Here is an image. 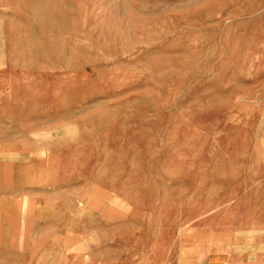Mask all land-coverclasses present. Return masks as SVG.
Instances as JSON below:
<instances>
[{"label": "rangeland", "instance_id": "374dc122", "mask_svg": "<svg viewBox=\"0 0 264 264\" xmlns=\"http://www.w3.org/2000/svg\"><path fill=\"white\" fill-rule=\"evenodd\" d=\"M0 264H264V0H0Z\"/></svg>", "mask_w": 264, "mask_h": 264}, {"label": "bare ground", "instance_id": "6f19581e", "mask_svg": "<svg viewBox=\"0 0 264 264\" xmlns=\"http://www.w3.org/2000/svg\"><path fill=\"white\" fill-rule=\"evenodd\" d=\"M40 132V131H39ZM39 132H38V134H39ZM45 136V135H44ZM51 137V136H50ZM41 138V137H40ZM46 138V137H45ZM48 138V137H47ZM50 139H53V138H50ZM38 140V139H37ZM40 140V139H39ZM46 140V139H45ZM48 140V139H47ZM123 202V201H122ZM124 203V202H123ZM93 233H94V231H93ZM94 235H95V233H94ZM95 237V236H94ZM94 240V239H93Z\"/></svg>", "mask_w": 264, "mask_h": 264}]
</instances>
